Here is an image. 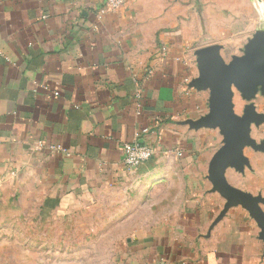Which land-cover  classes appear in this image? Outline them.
Instances as JSON below:
<instances>
[{"label":"crops","instance_id":"0c3cea01","mask_svg":"<svg viewBox=\"0 0 264 264\" xmlns=\"http://www.w3.org/2000/svg\"><path fill=\"white\" fill-rule=\"evenodd\" d=\"M249 1L129 0L113 11L105 0H0V195L46 216L105 191L134 198L142 227L125 264H264L248 209L215 223L226 203L208 174L220 128L189 122L209 112V91L189 86L195 50L217 44L227 60L243 50L247 40L232 39L241 23L264 30V0ZM139 135L154 155L128 167L122 145ZM250 135L264 142V122ZM243 155L225 177L264 197V150Z\"/></svg>","mask_w":264,"mask_h":264},{"label":"rangeland","instance_id":"374dc122","mask_svg":"<svg viewBox=\"0 0 264 264\" xmlns=\"http://www.w3.org/2000/svg\"><path fill=\"white\" fill-rule=\"evenodd\" d=\"M240 4L248 10L251 3L240 0ZM238 27L241 32L232 39L243 45L255 26L241 23ZM226 35L231 38V33ZM234 51L243 53L242 49ZM261 87L250 100L234 88L235 110L242 113L251 102L264 106ZM138 203L134 198L120 201L113 191H105L93 203L46 216L29 207V202L0 195V264H125L128 240L142 227L136 218L142 212Z\"/></svg>","mask_w":264,"mask_h":264},{"label":"water","instance_id":"95a60500","mask_svg":"<svg viewBox=\"0 0 264 264\" xmlns=\"http://www.w3.org/2000/svg\"><path fill=\"white\" fill-rule=\"evenodd\" d=\"M195 55L198 75L189 86L209 91V112L197 121L189 122L195 128L219 127L224 136L223 144L213 154L208 170L213 190L226 198L215 223L231 206L241 204L257 220L264 239V197L254 196L229 184L225 177L229 165L241 167L243 162H247L243 155L246 145L264 150V142L257 144L250 135L251 124L264 122V113L258 112L251 102L239 114L233 101L234 88L247 100L255 96L258 86H262L264 93V30H255L245 43L243 53L228 60L217 44L197 48Z\"/></svg>","mask_w":264,"mask_h":264},{"label":"built area","instance_id":"2783aa9c","mask_svg":"<svg viewBox=\"0 0 264 264\" xmlns=\"http://www.w3.org/2000/svg\"><path fill=\"white\" fill-rule=\"evenodd\" d=\"M129 0H105V6L110 10H118L123 7ZM166 50V48H163ZM143 129V133L147 132ZM124 152V164L128 167H135L149 161L154 155V149L141 141V136H137L133 141H126L122 145Z\"/></svg>","mask_w":264,"mask_h":264}]
</instances>
